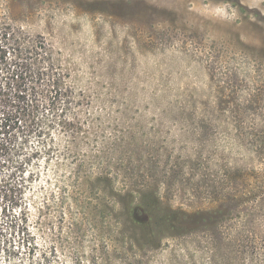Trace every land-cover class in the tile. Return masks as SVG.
Returning <instances> with one entry per match:
<instances>
[{
    "label": "rangeland",
    "instance_id": "1",
    "mask_svg": "<svg viewBox=\"0 0 264 264\" xmlns=\"http://www.w3.org/2000/svg\"><path fill=\"white\" fill-rule=\"evenodd\" d=\"M0 22L43 41L89 100L76 144L89 169L33 165L31 254L0 252V264H250L213 230L144 246L93 179L108 174L115 193H156L188 213L216 208L223 160L246 155L225 134L240 126L264 146V0H0Z\"/></svg>",
    "mask_w": 264,
    "mask_h": 264
},
{
    "label": "trees",
    "instance_id": "2",
    "mask_svg": "<svg viewBox=\"0 0 264 264\" xmlns=\"http://www.w3.org/2000/svg\"><path fill=\"white\" fill-rule=\"evenodd\" d=\"M2 64L8 77L7 81L0 78V252L11 256L29 245L24 198L37 177L33 165L54 158L56 170L79 163L73 176L89 169V155L76 146L77 141H87L86 120L81 122L80 117L89 100L69 84L43 41L0 22ZM225 136L238 154L246 155L223 160L226 164L217 178L221 198L212 210L173 209L152 192L115 193L108 174L101 173L93 181L110 187L114 202H109V213L118 212L144 246L156 249L167 239L213 230L219 244L234 252L238 261L264 264V146L249 142L253 133L240 126ZM63 141L66 149L61 148ZM249 177L253 187L247 194L240 189Z\"/></svg>",
    "mask_w": 264,
    "mask_h": 264
}]
</instances>
